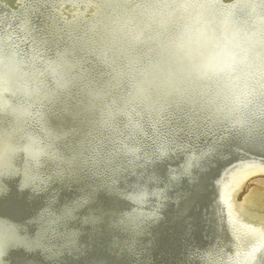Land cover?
I'll list each match as a JSON object with an SVG mask.
<instances>
[{"label": "water", "instance_id": "obj_1", "mask_svg": "<svg viewBox=\"0 0 264 264\" xmlns=\"http://www.w3.org/2000/svg\"><path fill=\"white\" fill-rule=\"evenodd\" d=\"M67 25L66 36L33 39L27 51L7 37L0 40V261L216 264L212 256L235 249L237 235L231 232L234 220L217 203L214 181L242 158L264 162V130L237 132L213 149L208 141L183 146L180 130L170 126L168 141L142 149L136 137L148 134L145 119L137 116L143 122L136 123L132 111L143 112L154 124L159 105L203 111L201 116L208 109L197 97H153L131 108L126 91L113 87L106 69L108 46L91 40L98 25L87 32V24L83 30ZM21 27L31 31L28 17ZM121 124L127 144L109 157L95 152L97 139ZM109 182L123 195L107 192L103 185ZM239 185L229 191L232 196ZM101 205L115 208L116 220L123 223L114 224L112 217L85 222ZM67 206L74 208L70 218L63 217ZM28 243L39 247L28 251Z\"/></svg>", "mask_w": 264, "mask_h": 264}, {"label": "clouds", "instance_id": "obj_2", "mask_svg": "<svg viewBox=\"0 0 264 264\" xmlns=\"http://www.w3.org/2000/svg\"><path fill=\"white\" fill-rule=\"evenodd\" d=\"M96 8L112 85L130 101L197 97L234 132L264 117V0H103ZM246 264H264V252Z\"/></svg>", "mask_w": 264, "mask_h": 264}, {"label": "bare ground", "instance_id": "obj_3", "mask_svg": "<svg viewBox=\"0 0 264 264\" xmlns=\"http://www.w3.org/2000/svg\"><path fill=\"white\" fill-rule=\"evenodd\" d=\"M31 2H35L39 6L45 3H48V2H56V4H58L59 6H56L55 9L57 10V12H59L60 15L61 13L59 11V8L61 5L68 3L70 6H75L74 8L75 12L73 13V15L66 17V18L63 17V15L60 16L63 19H65V21H62V22L65 23V25L69 24V26L77 25L78 28L85 27L87 24V28H86L87 29L86 32H87L89 31L90 27H96L97 25L96 17H94L93 14L97 12L96 5L101 4L103 0H31ZM90 6L93 8L91 10L92 14L86 16L84 13L86 11V8ZM35 7H38V6L35 5ZM57 12L51 13L52 18L55 19V21L53 20V23H56V21H60V19L57 17L58 15ZM23 14L26 15L27 13H23ZM31 16L32 15H29L28 18H30ZM23 20L24 19H22L21 23L23 22ZM83 29L84 28H82V30ZM97 33L98 31H96L95 29L91 30L90 32L91 40H95L100 45H102L104 42L99 40ZM80 35H83V34L81 33ZM106 69L108 70L110 69L108 66V63H106ZM136 103H141V102L132 101L130 107L135 108L137 105ZM172 106H175V105H172ZM157 107H158L159 112H155L156 114L152 115L154 116V119L152 121L154 122V124L156 123L157 126L159 123L167 124L168 128L170 126H174L176 128H173V132L179 129L180 130L179 135H183V136L185 135L187 136L188 135L187 133H189L190 129L193 130L191 134H193L195 137H196V134H199L202 132L204 136L211 135L213 138H215L212 141V144H210V145L214 144L213 149L218 146H221L222 144H225L226 142L224 143V141L228 140L234 134L237 133V132L230 130L227 124L223 123L222 121L218 122L214 119L213 121L208 119L207 116H210V113H207V114L204 113V115L201 116L203 111L197 112V113L195 111L189 112L187 109L185 110V108L180 107V106H177L178 108L176 107L172 108L169 105H159ZM132 113H134V116H135L134 120L136 119L137 116L139 117L140 115L142 119L144 118L145 120L146 119L151 120L149 119V117H146V115L143 114V112L141 111L135 110V111H132ZM127 114L129 115L128 112ZM147 116H150V115H147ZM257 117H259V119H256V116L254 119L253 117L250 118V123L243 130L244 132L248 131L251 133H255V132L263 133L262 130H264V117L259 116V115H257ZM130 118L131 119L133 118V114L130 115ZM142 119H141V124L143 122ZM256 120H258V122ZM135 122L140 124L139 121L135 120ZM143 128H144V125H143ZM223 134L226 137L223 136ZM194 136H190V138L194 139ZM191 144L192 142L187 141L183 146H189ZM238 152L239 151H237V153ZM262 176H264V162L259 161L258 159H255V158L247 159L245 157L229 165V169L226 172L225 178L223 179L225 191L227 192L231 191L236 185H239L238 183L241 181L238 188L234 191L235 193L232 196V203L223 205L224 209L229 214L228 215L229 219L235 220V216L238 214L236 218L237 221L235 220L230 223L231 232L233 236L237 235V241L233 243V245L236 246L235 249L232 250L231 248L228 247L227 249L223 250L220 254L217 253L212 256V257L218 256L215 261L216 264H222V262H227V261H228L227 264H246L247 258L251 254L257 252L258 250L264 252V222L263 221L259 222L260 220L255 221L256 218L254 219L255 222H250V216H249V220H247V218H243L242 214L238 211L239 209L237 210L236 208L237 204L244 205V206L247 204V206L248 207L250 206L249 208H251V210L256 211L259 214L258 217L260 216V219L263 220L264 218V184L261 183L259 179ZM245 188H247L246 192L242 196H240L241 198L236 204L237 197L240 195L242 191H244ZM159 206H160V202H157V206L154 205L153 209H156ZM247 210L248 209H244V211H247ZM247 213L248 212H245L243 214H245V216H248ZM249 234H252L253 236H255L254 239L250 241L246 240L245 238Z\"/></svg>", "mask_w": 264, "mask_h": 264}, {"label": "rangeland", "instance_id": "obj_4", "mask_svg": "<svg viewBox=\"0 0 264 264\" xmlns=\"http://www.w3.org/2000/svg\"><path fill=\"white\" fill-rule=\"evenodd\" d=\"M35 5L38 7H35ZM56 6H59L58 4H56V2H48L39 6L35 2H31V0H0V40L7 37L12 42V44H14L20 49V51H27L32 47L33 39L37 41H50V40L53 41L55 39L66 36V30L64 26L65 23L62 22L65 21V19H63L60 16L63 15V17L66 18L73 15V13L75 12L74 10L75 6H70L68 3L61 5L59 8L61 15L55 9ZM92 9L93 8L91 6L86 8L84 14L86 16L92 14L91 13ZM52 12L58 13L57 17L60 19V21H56V23H53V20L55 21V19H53L51 16ZM23 13H27L28 15L27 14L24 15ZM29 15H32L30 18H28L30 19L32 28L29 33H26L21 27L24 20L22 23L21 21L22 19H25V17H29ZM145 129H146V133L148 134L146 135L141 134L136 137V142L140 145L142 149L145 150L155 149L156 142L158 140L163 139L168 141L172 134V131H169L170 129L165 124L159 123L157 126L156 123L153 124L148 119L145 120ZM126 130L127 129L124 128V125L121 124L120 127L117 128L115 131L106 132L105 135L102 136V138L97 139V142H95V152L97 151L99 155H102V157H109V155H112L113 152L116 153L121 148V146H123V144L124 145L127 144L129 135ZM177 134L179 133L177 132ZM187 134H188L187 136L180 135L177 137L182 139L185 143L187 141L192 142V145L200 144L206 141L212 142L215 139L211 135L204 136V134H202L198 138L194 136V139H191L190 136H193V134L191 133H187ZM223 136L225 135L223 134ZM232 154H237V152L233 151ZM246 158L252 159L251 157H246ZM257 158H260V156H258ZM262 177H260L259 179L260 182L264 184V178ZM246 189L247 188H245L244 191H242L240 195L237 197L236 204L241 198L240 196H242L246 192ZM249 207L247 206V204L245 206L238 204L236 205L237 210L239 209L238 211L242 214L243 218H247V220H249V216H250V222H255L257 220H260L259 222L262 221L264 222V218L263 220H261L260 216L258 217L259 214L256 211L251 210V208ZM244 209H248V210L244 211ZM245 212H248L247 213L248 216H245V214H243ZM237 215L235 216V220L237 218ZM217 257L218 256L214 258L215 261ZM196 262L199 263V259H197ZM222 264H224V262H222Z\"/></svg>", "mask_w": 264, "mask_h": 264}, {"label": "snow or ice", "instance_id": "obj_5", "mask_svg": "<svg viewBox=\"0 0 264 264\" xmlns=\"http://www.w3.org/2000/svg\"><path fill=\"white\" fill-rule=\"evenodd\" d=\"M262 148H264V142H262ZM23 151L30 152V154L33 155V158H35V154L31 153L30 148H25ZM230 155V153H228ZM223 179L222 177H217L216 180L214 181L216 188H217V203L218 205H226V204H231L232 203V193L225 191V186L223 184ZM105 190L109 192L112 196L119 198L121 195H123V192L116 187L114 183H105L103 185ZM89 199H92L94 197V193L90 192L88 194ZM80 202L77 203V206L79 205ZM234 206V205H233ZM74 208L73 206H67L65 207L63 211V217L64 218H70L72 217ZM95 215L92 217H89L85 222L87 223H97V222H103L106 218L112 217L113 223L118 224V223H123V220L117 221L116 220V209L115 208H109L107 206L101 205L100 207L96 208L95 210ZM158 212V209L156 210ZM156 212L153 213V216L156 215ZM39 247L37 244L33 243H28L26 245V248L28 251L33 250V248Z\"/></svg>", "mask_w": 264, "mask_h": 264}]
</instances>
